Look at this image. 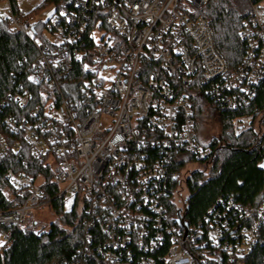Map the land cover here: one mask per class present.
I'll list each match as a JSON object with an SVG mask.
<instances>
[{"label":"built area","instance_id":"built-area-1","mask_svg":"<svg viewBox=\"0 0 264 264\" xmlns=\"http://www.w3.org/2000/svg\"><path fill=\"white\" fill-rule=\"evenodd\" d=\"M246 1L239 29L246 48L235 69L199 13L209 0H71L68 11L52 5L45 15L48 37L36 43L27 73L32 86L44 84L50 95L41 91L43 104L4 121L21 134L12 149L23 165L42 164L59 188L56 197L64 206L72 198L82 216L83 250L61 264H90L84 256L95 251L93 264H246L264 245V198L253 209L218 198L192 225L167 213L169 199L182 209L174 196L189 175L187 165L212 153L197 141L190 100L197 90L186 87L198 76L200 92L214 105L237 110L254 98L264 77V0ZM6 2L0 18L36 39L34 17L20 19ZM74 63L83 72L80 86L66 94L64 79ZM11 96L20 108L32 99L21 85ZM249 123L233 118L235 136ZM7 150L0 136V156ZM181 150L193 161L171 171L172 156ZM5 178L23 201L0 212V254L13 230H40L31 210L49 203L41 176L9 168ZM168 179L179 180L176 189L166 187Z\"/></svg>","mask_w":264,"mask_h":264},{"label":"trees","instance_id":"trees-1","mask_svg":"<svg viewBox=\"0 0 264 264\" xmlns=\"http://www.w3.org/2000/svg\"><path fill=\"white\" fill-rule=\"evenodd\" d=\"M7 1L13 13L20 19L34 17L38 12L39 7L27 14L20 13L16 0ZM70 1L44 0L42 5H51V7L57 5L68 11L74 8ZM244 1L248 5L247 1ZM241 8V0H209L199 12L212 29L215 46L230 69H235L241 63L246 48L245 42L239 36L240 25L246 15L241 13ZM34 28L37 38L29 39L20 31L10 29L0 18V136L6 142L8 149L4 156H0V212L12 209L23 201L5 178L6 170L11 168L44 179L42 189L55 215V220L47 231L13 230L9 247L0 254V264H61L73 257H79L78 252L83 250L84 246L81 231L82 216L78 209L75 205L70 210L65 209L62 197H56L59 188L51 183L50 173L42 164L23 165L20 154L14 153L12 149L15 141L22 142L21 134L11 132L4 121L7 116L14 118L24 116L30 108L43 104L41 91H47L50 95L46 85L35 87L27 80L29 67L37 56L36 43L41 41L46 28V18L35 20ZM83 39L90 45L87 36ZM82 73L81 65L74 63L71 72L64 79L66 94L74 90L77 92ZM19 85L32 93V99L24 108L18 107L11 96ZM193 86L196 87L197 93L192 94L190 100L197 141L204 147H211L212 153L208 160L204 161L206 164L204 171L190 172L183 181L188 193L183 208L179 210L170 199L167 200L169 218L176 222V217L180 218L181 215L188 225L202 219L207 209L216 203L218 198L223 201L231 199L241 206L252 209L264 198V77L257 86L254 98L249 104L237 110L226 108L221 110L214 105L208 96L200 92L202 84L198 76L192 85L186 87V90ZM207 111L215 112L220 124V133L217 137L204 141L200 139L202 135L199 127ZM237 117H248L250 123L238 136H235L231 120ZM256 121L258 128L255 126ZM156 152L149 149L150 156L155 155ZM182 152L181 150L180 153L172 156L169 168L171 171H178L185 163L193 161L191 156ZM17 156H19L18 161H16ZM23 157L27 159L26 153ZM179 183L178 179H168L166 187L174 190ZM231 223L233 224V220ZM94 234L96 236L92 247L97 245V233ZM96 257L97 251L93 256H84V260L93 264ZM245 261L246 264H264V245L258 244L246 256ZM194 264L204 263L196 260Z\"/></svg>","mask_w":264,"mask_h":264},{"label":"rangeland","instance_id":"rangeland-1","mask_svg":"<svg viewBox=\"0 0 264 264\" xmlns=\"http://www.w3.org/2000/svg\"><path fill=\"white\" fill-rule=\"evenodd\" d=\"M43 2L44 0H16L18 9L21 11V13L24 14H27L33 11L34 9H36L37 7H39L38 12L34 14L35 20L38 19L44 20L45 15L49 13L52 9L51 5H42ZM241 4H242L241 13H246L248 11V5L244 0H241ZM44 35L48 37L46 33H44ZM256 123L257 121L255 122V126L256 128H258ZM199 130L202 135L200 139L204 141H207L219 135L220 124L215 112L213 111L205 112ZM205 168H206V164L204 162L193 161L187 165L185 170L186 173L189 174L190 172L193 171H204ZM187 195H188L187 189L184 185H182L181 189H179V193L175 194L174 196V201L179 208H183V202L184 199H186ZM72 206H73V199L72 198L67 199L66 204L64 206L65 209L69 210ZM31 215L34 218V220L38 223V229L43 231H47L49 229L50 224L55 220V215L49 204L31 210Z\"/></svg>","mask_w":264,"mask_h":264},{"label":"crops","instance_id":"crops-1","mask_svg":"<svg viewBox=\"0 0 264 264\" xmlns=\"http://www.w3.org/2000/svg\"><path fill=\"white\" fill-rule=\"evenodd\" d=\"M0 2H1V3H0V6H4V5H6V3H7L6 0H0ZM19 12L21 13L20 10H19Z\"/></svg>","mask_w":264,"mask_h":264}]
</instances>
